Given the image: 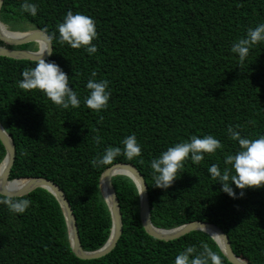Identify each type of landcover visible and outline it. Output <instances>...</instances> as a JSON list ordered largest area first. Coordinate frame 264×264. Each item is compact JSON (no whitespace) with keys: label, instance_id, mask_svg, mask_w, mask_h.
<instances>
[{"label":"trees","instance_id":"16d2710c","mask_svg":"<svg viewBox=\"0 0 264 264\" xmlns=\"http://www.w3.org/2000/svg\"><path fill=\"white\" fill-rule=\"evenodd\" d=\"M23 2L2 0L0 20L12 30L38 28L53 36L52 54L43 58L68 75L81 104L61 109L42 91L20 86L22 71L39 58L0 55V123L14 144L2 180L38 176L54 182L74 215L79 246L93 250L110 231L99 175L112 164H128L144 181L154 226L212 223L235 254L249 264H264V186L246 188L234 199L207 172L211 164L223 169L224 157L238 148L229 126L238 125L241 136L249 138L264 133V42L252 46L244 61L231 52L249 27L264 22V0H30L37 5L35 16L21 8ZM68 10L95 20V53L58 42L56 26ZM0 44L35 45L33 39L1 38ZM93 71L111 89L108 107L99 112L83 102ZM130 134L141 145L140 158L120 155L110 165H90L106 146L122 147L120 141ZM204 134H212L222 148L198 164L188 160L168 189L153 186L149 161L174 143ZM95 136L101 137L99 143ZM4 153L0 141V160ZM108 182L117 199L121 233L107 253L89 259L71 251L59 205L46 189L29 185L0 193V200L11 195L32 201L22 214L0 203V264H173L188 246L196 252L208 248L222 264H233L203 231L171 239L148 235L139 220L133 181L114 174Z\"/></svg>","mask_w":264,"mask_h":264},{"label":"clouds","instance_id":"9594fccd","mask_svg":"<svg viewBox=\"0 0 264 264\" xmlns=\"http://www.w3.org/2000/svg\"><path fill=\"white\" fill-rule=\"evenodd\" d=\"M21 8L32 16L37 13V5L30 0H24ZM56 27L58 31L56 38L59 43H66L75 49L83 48L89 55L97 51L92 41L97 38L98 33L95 20L91 16L68 10ZM52 39V35L47 36V43L40 58L34 67L22 71L19 84L24 89L42 91L54 105L61 109L77 108L81 100L77 92L69 87L68 75L59 65L43 58L42 54H52ZM260 42H264V22L249 27L245 35L231 45V52L236 54L240 61H244L251 47ZM95 77L96 72L93 71L85 84L88 93L83 102L92 111L99 112L108 107L111 89L108 80L95 79ZM238 128V125L227 128L229 137L237 141L238 148L234 153L224 157L225 167L220 169L217 164H211L207 168L210 178L220 183V190L234 199L242 196L246 188L264 186V133L258 134L255 138H249L241 136L240 131L236 130ZM93 140L99 143L101 137L95 136ZM120 144L122 147L106 146L102 154L90 159V165L93 167L110 165L120 155L128 160L141 157V145L135 134L125 136ZM221 148V142L212 134L191 135L187 140L168 146L166 150L161 151L158 156L149 161L152 185L162 190L168 189L182 173V168L188 160L198 164L204 159L205 154H213ZM233 185L240 191L234 192ZM143 190L144 183L140 185L138 195ZM0 203H4L11 213L22 214L32 201L26 197L10 195L0 200ZM173 264H222V262L221 257L208 248L196 252L194 246H188L174 257Z\"/></svg>","mask_w":264,"mask_h":264},{"label":"water","instance_id":"95a60500","mask_svg":"<svg viewBox=\"0 0 264 264\" xmlns=\"http://www.w3.org/2000/svg\"><path fill=\"white\" fill-rule=\"evenodd\" d=\"M1 3L2 0H0V6ZM0 25L5 28L3 30L0 27L1 39L8 42L33 39L36 46L34 49H18L0 44L1 56H6L14 59L40 58V55L47 43L48 35L44 31L38 28L10 30L1 20ZM46 54L47 53L42 55L45 56ZM0 141L5 148V153L0 160V193H8L20 187L29 185L44 188L49 193H51L58 203L63 216L68 245L73 254L79 258L89 259L99 257L107 253L115 245L116 240L121 233V219L117 199L114 195V191L109 185L108 179L114 174L127 175L133 181L138 195L140 185L143 184L144 181L140 173L134 167L128 164L116 163L106 167L100 173L98 178V187L101 193V197L109 211L110 231L107 239L101 246L93 250H84L79 246L77 230L75 227V219L70 205L64 193L54 182L38 176H20L14 177L7 181L2 180L13 160L14 144L10 135L7 133L1 123ZM138 214L141 226L143 227L144 231L152 237L158 239H171L191 230H200L205 232L212 238L219 251L226 257L227 260H229L233 264H249L246 260L235 254L229 248L226 236L216 225L212 223L203 220H193L169 228L154 226L151 223L149 217V205L145 186L143 192L138 195Z\"/></svg>","mask_w":264,"mask_h":264},{"label":"bare ground","instance_id":"6f19581e","mask_svg":"<svg viewBox=\"0 0 264 264\" xmlns=\"http://www.w3.org/2000/svg\"><path fill=\"white\" fill-rule=\"evenodd\" d=\"M0 27L4 30V28L0 25ZM7 29V28H6ZM8 30V29H7Z\"/></svg>","mask_w":264,"mask_h":264},{"label":"rangeland","instance_id":"374dc122","mask_svg":"<svg viewBox=\"0 0 264 264\" xmlns=\"http://www.w3.org/2000/svg\"><path fill=\"white\" fill-rule=\"evenodd\" d=\"M3 27V26H2ZM4 28V27H3ZM5 29V28H4Z\"/></svg>","mask_w":264,"mask_h":264}]
</instances>
